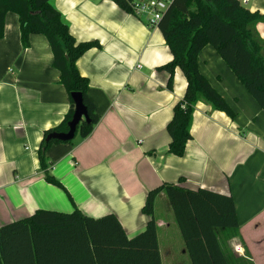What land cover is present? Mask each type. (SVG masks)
I'll return each instance as SVG.
<instances>
[{
  "label": "crops",
  "instance_id": "0c3cea01",
  "mask_svg": "<svg viewBox=\"0 0 264 264\" xmlns=\"http://www.w3.org/2000/svg\"><path fill=\"white\" fill-rule=\"evenodd\" d=\"M50 3L76 41L99 43L86 50L76 66L88 78L87 95L100 117L86 137L76 134L70 141L47 146V171L61 186L49 183L38 148L44 132L58 126L68 112L69 95L52 66L46 38L31 34L24 48L18 17L7 12L0 38V226L38 209H78L94 219L114 214L132 238L146 227L142 207L149 190L163 183L203 187L234 200L241 239L229 240L231 255L264 264V110L216 49L210 44L200 49L198 70L234 116L197 101L191 139L177 156L167 151L166 125L184 94L186 79L176 67L172 87H167L169 74L157 67L172 54L158 27L112 0ZM243 5L264 13V0ZM255 30L264 39V22ZM153 216L161 264L163 255L175 264L187 256L192 264L165 190L154 199ZM161 233L164 241H179L169 239L179 234V255L168 242L163 254Z\"/></svg>",
  "mask_w": 264,
  "mask_h": 264
},
{
  "label": "trees",
  "instance_id": "16d2710c",
  "mask_svg": "<svg viewBox=\"0 0 264 264\" xmlns=\"http://www.w3.org/2000/svg\"><path fill=\"white\" fill-rule=\"evenodd\" d=\"M112 1L133 13L131 4L135 0ZM7 12L18 17L24 48L29 46L31 34L46 38L53 55L52 66L59 71V82L69 95L68 112L58 126L44 132L38 148L46 180L61 186L48 173L45 159L47 146L60 141L46 140V136L68 130L67 123L74 111L72 92L81 94L88 116V121L78 123L75 135L86 137L98 122L100 116L87 95L88 78L78 71L76 61L99 43L76 41L50 0H0V38ZM258 22H264V13L248 9L239 0H171L156 26L172 59L157 68L168 72V88L172 87L174 68H180L186 86L166 125L169 153L183 154L191 139L190 124L197 101L209 102L214 109L234 116L223 97L198 70L197 55L206 44L216 49L264 110V39L255 30ZM162 190L167 193L192 264H252L246 257L235 258L227 248L232 238L241 239L232 196L173 183H163L147 192L142 207L148 216L146 227L132 238L126 236L114 214L94 219L78 209L71 213L38 209L30 216L6 223L0 226V264H161L153 207ZM245 251L247 255L246 248Z\"/></svg>",
  "mask_w": 264,
  "mask_h": 264
},
{
  "label": "built area",
  "instance_id": "2783aa9c",
  "mask_svg": "<svg viewBox=\"0 0 264 264\" xmlns=\"http://www.w3.org/2000/svg\"><path fill=\"white\" fill-rule=\"evenodd\" d=\"M242 4L247 0H239ZM171 0H135L131 6L133 14L146 19L149 26H156L163 12L168 8ZM236 253H241L240 247L233 248Z\"/></svg>",
  "mask_w": 264,
  "mask_h": 264
},
{
  "label": "water",
  "instance_id": "95a60500",
  "mask_svg": "<svg viewBox=\"0 0 264 264\" xmlns=\"http://www.w3.org/2000/svg\"><path fill=\"white\" fill-rule=\"evenodd\" d=\"M74 102V111L71 119L67 123V131H53L46 136V140L56 139L59 141H70L74 138L76 127L81 120L88 121L86 109L82 102V97L79 92L71 93Z\"/></svg>",
  "mask_w": 264,
  "mask_h": 264
},
{
  "label": "rangeland",
  "instance_id": "374dc122",
  "mask_svg": "<svg viewBox=\"0 0 264 264\" xmlns=\"http://www.w3.org/2000/svg\"><path fill=\"white\" fill-rule=\"evenodd\" d=\"M176 233H178V232H176ZM179 237V238H178ZM169 239H172V240H179V241H164L165 240V238L163 237V235H162V233H161V235H160V240L161 241H159L160 242V247H161V249H162V252H163V254H164V246H166V245H163L164 244V242H168V244L170 245V246H173V248L175 249V255H179L180 253L178 252V249H179V247H180V245L182 244V241H181V239H180V236H179V234H178V236H177V234H170V238ZM220 243H221V245H222V247H224L225 248V243L224 242H222V241H220ZM227 248L229 249V243H228V245H227ZM226 249V248H225ZM230 250V249H229ZM171 258V256H165V255H163V264H175L173 261H172V259H170ZM188 258H187V256H186V258H184V256H181L180 258H179V261L178 262H180V264H190V262L187 260Z\"/></svg>",
  "mask_w": 264,
  "mask_h": 264
}]
</instances>
